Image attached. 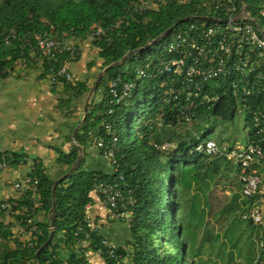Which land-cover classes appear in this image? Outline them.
I'll use <instances>...</instances> for the list:
<instances>
[{"label":"trees","instance_id":"obj_1","mask_svg":"<svg viewBox=\"0 0 264 264\" xmlns=\"http://www.w3.org/2000/svg\"><path fill=\"white\" fill-rule=\"evenodd\" d=\"M130 4L131 0H0V79H7L18 61L35 67L36 57L25 46L24 37L65 31L68 32L67 37L74 35L84 38L93 25L112 24L120 16L126 15ZM197 11L192 4L181 5L168 0L158 8L130 17L129 24L124 23L108 37L91 42L97 47L103 66H109L97 87L98 90L100 86H105L103 97L91 103L85 121L75 134L73 132L80 122L72 127L69 139L73 134L76 143L72 144L70 150L55 147L58 171L50 173L42 160L35 159L27 177L32 182L37 181L36 190L27 189L19 198L0 200V203L14 202L10 216L31 233L29 240L18 237L13 231L12 221L0 219V264H91L86 252L96 253L106 236L102 231L94 235L89 245L82 246L75 232L85 224L86 208L93 200L95 184L112 180L118 175L124 176L136 199L127 222L130 227L128 246L115 245L117 254L123 260L121 264L129 254L131 264H201L200 257L211 252L218 256L222 247L226 249L227 242L222 240V236L229 239L232 248H236L240 241V236L236 235L237 227L243 222L247 224L251 237L264 238V231L262 236L259 230L260 227L264 229L263 226L242 218V213L256 202L259 195L251 198L242 196L241 166L226 156L211 157L195 150L199 142L208 138L211 127L197 126L196 131L179 132V126L186 123L177 121V111H170L169 104L160 112L162 117L155 120L163 106L162 88L157 81L139 80L127 103H109L108 80L119 74L126 79H134L136 66L145 62L148 55L156 50L157 39L160 38V43L167 41L171 31L190 22L189 16ZM252 12L255 14L253 9ZM165 32L168 35L166 39L162 36ZM7 39L10 43H7ZM150 41L154 43L146 46ZM132 51L134 53L123 60ZM82 56L83 53L76 62ZM119 61L122 62L111 66ZM128 61L131 63L127 64ZM89 67L92 68L93 64H89ZM43 68V77H46L49 70L46 62H43ZM57 84H63L64 91H72L79 97L89 91L87 81H64L53 85L56 87ZM152 94L159 107L142 127L140 134H135L136 117L142 113L143 104H147ZM71 104L70 98L59 101L60 107ZM110 108H113L112 113H109ZM236 111L233 100L228 96L221 104L200 109L196 121L204 122L207 116L230 119ZM246 119L250 125V140L254 129L248 116ZM103 121L111 122L117 137V172L113 167L111 173L85 167L87 148L93 146L89 131L98 129ZM168 127L173 131H168ZM167 141L173 145L170 150L161 151L155 146ZM3 152L8 154L12 167L27 161L24 152ZM81 154V161L68 173ZM255 167L260 173L264 170V166ZM227 170L238 174L237 184L242 198L238 200L240 196H235L218 211L216 217L222 226L218 230L211 222L210 192L212 183H218ZM195 182L197 186L193 189ZM40 215L43 216L41 220L38 218ZM53 217L54 238L37 255L51 233ZM221 218L225 220L221 221ZM33 226L39 227L40 231H33ZM10 241H13V246L9 245ZM101 257L107 264H117L105 252ZM223 259L227 264H236L234 250L224 252ZM260 260L258 264H264V244Z\"/></svg>","mask_w":264,"mask_h":264},{"label":"built area","instance_id":"obj_2","mask_svg":"<svg viewBox=\"0 0 264 264\" xmlns=\"http://www.w3.org/2000/svg\"><path fill=\"white\" fill-rule=\"evenodd\" d=\"M168 0H131L129 11L112 24H95L83 37L68 36V32H43L33 37H24L34 56H39L48 65V78L52 84L64 81L74 82L70 64L76 62L82 49L81 43L101 40L118 30L129 18L148 9L158 8ZM181 5H194L197 12L189 16L187 22L174 28L168 37L162 34L167 44L149 54L145 62L135 68V78L123 75L111 77L108 82L109 103H127L138 86V81H157L162 88L163 106L155 120L162 116L165 105L170 111L176 110L177 121L193 123L198 111L221 104L230 97L236 108L245 112L253 125L254 135L247 144L230 146L219 143L214 138L199 142L195 150L207 156H226L239 164L242 169L241 193L244 198L264 194V177L255 167L264 166V0H174ZM251 1V2H250ZM252 9L255 11L253 14ZM200 11V13H199ZM7 43L10 40L7 39ZM154 43L150 41L146 46ZM226 85V86H225ZM113 108L109 109V113ZM164 114V113H163ZM151 119L150 121H152ZM92 145L97 148L115 167L117 137L109 121H103L98 129H90ZM108 137H107V136ZM155 146L161 151L170 150V142ZM11 167L8 154L0 152V171ZM37 181L31 178L17 181L14 188L19 198L27 189L36 190ZM107 209L116 217L129 221L136 203L132 189L128 188L123 175L109 181H98L93 189ZM14 202L0 203V219L10 217ZM89 205V204H88ZM88 205L86 210H88ZM244 220L255 224L264 221L262 207L254 202L242 213ZM31 221V220H30ZM33 231L40 228L33 226ZM102 227L86 212L85 224L75 232L78 242L87 246L94 235L101 234ZM96 252H104L121 264L122 257L116 246L106 237ZM91 251L86 252V256Z\"/></svg>","mask_w":264,"mask_h":264},{"label":"crops","instance_id":"obj_3","mask_svg":"<svg viewBox=\"0 0 264 264\" xmlns=\"http://www.w3.org/2000/svg\"><path fill=\"white\" fill-rule=\"evenodd\" d=\"M35 57V67L18 61L12 74L7 79H0V151L27 154L25 163L0 171V200L18 196L14 182L28 176L35 159L42 160L48 171L55 174L59 169L55 163V147L69 151L74 144L73 134L69 139V129L78 123L77 114H60L58 95L64 86L57 84L55 87L48 76L43 77V61L39 56ZM83 58L70 64L77 80L79 70L84 68ZM85 156L87 169L112 172L109 161L94 146L87 148ZM92 197L88 214L101 225L103 234L112 244L127 247L130 240L128 223L114 216L95 193ZM38 218L41 220L43 216ZM87 259L91 264H107L103 257L92 251ZM124 260L130 261L131 255Z\"/></svg>","mask_w":264,"mask_h":264},{"label":"rangeland","instance_id":"obj_4","mask_svg":"<svg viewBox=\"0 0 264 264\" xmlns=\"http://www.w3.org/2000/svg\"><path fill=\"white\" fill-rule=\"evenodd\" d=\"M86 43H90V45H85L84 42L79 44L80 48L82 49L84 68L79 70L77 78L81 81H87L89 84V91L84 96H77L74 92L70 91H62L61 93L58 92L57 95L59 99H67L70 98L71 105H65L63 107H59L60 114L68 116L69 114L72 116L74 113L77 114V122H81L84 114H85V105L87 101H90V105L93 102H98L102 99L104 94V88L105 86H100V88L97 90L93 87L98 79V77L103 73L102 78L105 76V73L107 67L103 66V60L99 57L98 49L95 45L91 44L90 41H87ZM168 42L163 41L158 45V48L161 49L163 46H165ZM131 62L128 61L127 64H130ZM89 64H93V67L90 68ZM75 80H77L75 78ZM101 81V80H100ZM51 83V82H50ZM98 87V86H97ZM92 92V94H91ZM58 99V100H59ZM89 105V108H90ZM159 106H157V103L154 101V95L148 97L147 104H143L142 113L139 114L136 117V122L134 124L135 128V134H140L142 127L145 125L148 119H150L155 112L157 111ZM49 115V114H48ZM211 127L212 132L208 134V138H214L221 144H226L230 146H239V145H245L248 143L249 140V123L247 122L245 112L241 109H237L234 117L230 119H223V118H215V117H205L204 122H201L199 120L188 123V124H181L178 128L179 132L181 133H187L188 131H196V127ZM72 126L69 129V134L71 133ZM171 129L170 127L167 128L169 131ZM173 131V129H171ZM170 131V132H171ZM74 144L76 143L75 140H73ZM263 177H264V170L261 171ZM26 177L20 179L24 180ZM238 174L235 171L227 170L225 174L218 180V183L215 185L212 183V190L210 192V201H211V210H210V217L212 218L211 222L215 227L220 230L222 226L219 225L218 218L216 217V214L218 211L232 198L235 196H240L238 200H241V193L240 188L238 187ZM15 183V182H14ZM196 182L193 183L192 188L196 187ZM15 189V188H14ZM16 191V189H15ZM241 202V201H240ZM256 202L259 204V206L262 207L263 210V216H264V194L259 195ZM236 214L238 215V211H236ZM225 220L224 218H221V221ZM12 221L13 225V231L15 232L18 237H22L25 240H29L31 238V233L24 229L19 223H15L13 216H10L6 218L5 222ZM127 222L126 220H123ZM259 226H263L264 228V221L262 224H259ZM247 224L243 222V224H240L236 232V235H239L240 241L238 242L236 248L231 247V242L229 239L222 236V240L227 242L226 249L222 247L221 252L216 256L213 252L205 254L202 258L200 257L199 260H201V264H227L224 259V252H228L229 250H234V262L236 264H258L261 260V250L263 248L264 244V238L259 239L256 235H253L252 237L249 235L250 231L247 229ZM259 230L262 232L264 229L261 230V227ZM224 233V229L221 230V235ZM260 234V237H261ZM201 236V233H200ZM263 236V234H262ZM9 245L13 246V241L9 242ZM217 249V248H216ZM228 257H226L225 260H227ZM215 261V263H214ZM131 264V260H124V264Z\"/></svg>","mask_w":264,"mask_h":264},{"label":"water","instance_id":"obj_5","mask_svg":"<svg viewBox=\"0 0 264 264\" xmlns=\"http://www.w3.org/2000/svg\"><path fill=\"white\" fill-rule=\"evenodd\" d=\"M133 53H134L133 51L130 52V53H128V54L123 58V60H124L125 58L129 57L130 55H132ZM121 62H122V61H119V62H117V63H115V64H112L111 66L118 65V64H120ZM108 67H109V66H108ZM108 67H107V69H108ZM107 69L104 70V71H107ZM103 73H104V72H103ZM103 73L98 77V79H97V81H96V83H95V85H94V87H93V90L97 88V86H98L100 80L102 79V75H103ZM91 94H92V92H91ZM89 105H90V101H87V103H86V105H85V114H84V116H83L81 122L79 123V125L75 128L73 134H75V133L78 131V129L81 127L82 123L85 121V119H86V114L88 113V110H89ZM81 158H82V154L79 156L78 160H77L76 163L73 165V167L69 170L68 173H70L71 171H73V170L75 169V167H76V166L78 165V163L81 161ZM68 173H67V174H68ZM63 177H64V176H63ZM63 177H61L60 179H62ZM60 179H59V180H60ZM59 180H58V181H59ZM58 181L54 182V185H53V196H54V192H55L56 184H57ZM51 225H52V227H51V233H50L48 239L46 240V242L41 246V248L38 249V251H37V255H39V253L41 252V250H42L44 247H46L47 245H49V244L52 242L53 238H54V235H55V229H54L55 218H54V217H53L52 220H51ZM38 264H39V263H38Z\"/></svg>","mask_w":264,"mask_h":264},{"label":"clouds","instance_id":"obj_6","mask_svg":"<svg viewBox=\"0 0 264 264\" xmlns=\"http://www.w3.org/2000/svg\"><path fill=\"white\" fill-rule=\"evenodd\" d=\"M75 63V62H74ZM75 78V77H74Z\"/></svg>","mask_w":264,"mask_h":264}]
</instances>
